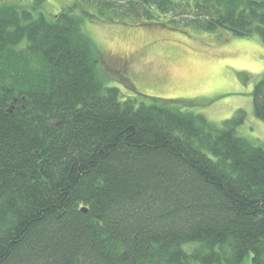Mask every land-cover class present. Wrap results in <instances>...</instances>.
<instances>
[{
	"label": "trees",
	"instance_id": "trees-1",
	"mask_svg": "<svg viewBox=\"0 0 264 264\" xmlns=\"http://www.w3.org/2000/svg\"><path fill=\"white\" fill-rule=\"evenodd\" d=\"M47 2L0 0V264H264V145L239 135L242 111L123 98L83 26L264 44V0ZM252 92L264 121V76Z\"/></svg>",
	"mask_w": 264,
	"mask_h": 264
},
{
	"label": "rangeland",
	"instance_id": "rangeland-1",
	"mask_svg": "<svg viewBox=\"0 0 264 264\" xmlns=\"http://www.w3.org/2000/svg\"><path fill=\"white\" fill-rule=\"evenodd\" d=\"M47 1L52 14L72 0ZM83 26L97 44L107 84L123 98L192 100L188 110L215 122L242 111L239 135L264 145V121L254 113L252 92L264 76V44L257 35L153 24L85 21Z\"/></svg>",
	"mask_w": 264,
	"mask_h": 264
}]
</instances>
